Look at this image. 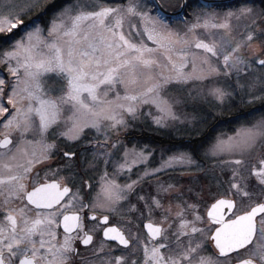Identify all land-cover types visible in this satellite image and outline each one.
Returning <instances> with one entry per match:
<instances>
[{"label": "snow or ice", "instance_id": "obj_1", "mask_svg": "<svg viewBox=\"0 0 264 264\" xmlns=\"http://www.w3.org/2000/svg\"><path fill=\"white\" fill-rule=\"evenodd\" d=\"M221 7L0 0V65L8 73L0 76V264H264V7ZM169 9L184 18L174 21ZM218 32L227 39L216 40ZM189 100L192 113H178ZM145 105L156 109V125L171 122L189 138L215 130L214 110L233 117L232 134L220 133L204 152L230 157L218 164L231 172L225 195L189 188L197 201L189 203L157 179L155 195L130 202L137 185L166 169L201 170L195 148L181 145L149 168L147 146L120 139ZM91 130L82 150L59 152L58 140L78 144ZM54 156L62 161L56 169ZM101 162L98 188L89 177L83 192V177ZM138 166L136 180L117 182ZM206 198L213 202L205 218L198 209ZM156 210L160 220L143 225L146 237L133 230Z\"/></svg>", "mask_w": 264, "mask_h": 264}, {"label": "trees", "instance_id": "obj_2", "mask_svg": "<svg viewBox=\"0 0 264 264\" xmlns=\"http://www.w3.org/2000/svg\"><path fill=\"white\" fill-rule=\"evenodd\" d=\"M57 3H63L64 0H56ZM254 4L259 5V8L264 7V0H256V2H253ZM186 90V89H185ZM173 89L171 90V92ZM259 102H257L258 105ZM204 110H209L207 104L202 105ZM180 104L176 105V110L180 111L181 109ZM216 113V123H215V130H209L207 128L203 129V132L201 134H194L191 138H189L188 134L183 131H173V130H165L162 128H151L147 126L146 124H137L133 126L128 133L124 136L123 142L127 145H130L132 143H141V144H149V146L153 149L155 157H159V154L165 155V154H172L173 152L177 151L178 148H180L181 145H183V148H180V150L184 151H190L192 148L196 149V158L198 160V163L200 164L201 170L197 169H191L192 175L182 177L178 176L179 173L176 171H173V177L167 178L166 181H169V183H173L177 186L181 185L184 181V187H180V192L183 193V199L187 200L189 203H196V199L193 197H190L188 194V189L191 188L193 194L197 192H201L203 189L204 193L212 192L216 190L222 191L225 185L226 179L224 177L220 178V174H225V168L221 169V167L218 166L220 163V159H214L211 156H208L207 158L204 157L205 150L210 146V143L214 140V138L219 135L220 133L225 132H232V122H234L233 117L229 113H223L219 114V110H214ZM180 113H190L186 110H181ZM182 127L180 125H177V127ZM190 127V125H189ZM90 133L88 134V139L81 140L78 143V150H82L83 146L87 145L89 143V139H91ZM163 149V151H162ZM103 166V162L100 163ZM111 170L112 168L109 167ZM135 171H133L132 174H134ZM202 173L201 176H198L196 174ZM96 173L95 171H90L85 175L83 178L84 180L89 181V177H91L90 183L94 182ZM121 181H125L121 179ZM253 182H255L253 180ZM220 185V186H218ZM217 187V188H216ZM153 189L151 190L149 188V185L143 184L136 190V194L132 195V197L138 196V194H142L145 196L151 197ZM175 199V198H174ZM210 199H205V201L200 203L199 212H202L204 207L206 206V203Z\"/></svg>", "mask_w": 264, "mask_h": 264}, {"label": "rangeland", "instance_id": "obj_3", "mask_svg": "<svg viewBox=\"0 0 264 264\" xmlns=\"http://www.w3.org/2000/svg\"><path fill=\"white\" fill-rule=\"evenodd\" d=\"M116 1H119V0H102L103 3L108 4V5H111V6H115L116 4L126 3L127 2V0L126 1H122V2L121 1L116 2ZM68 2L74 3L75 0H68ZM145 2L149 3V5H151V2H148V1H145ZM248 3L250 5H252V6H254L256 8V11L259 12V10H260L259 5H257V4L254 5L253 3H250V2H248ZM239 6H240V4L239 5H235L233 7H239ZM229 8H232V7H225V8L216 9V10L218 12H224V11H227ZM182 18H184V17H182ZM182 18L174 19V21H177V20L182 19ZM242 24H243V22L241 23V26L240 27H237L236 28V30L232 33V35L235 36V35H237L241 31ZM174 26H179V25L178 24H174ZM201 35L205 39L208 38L204 34H201ZM214 38L216 40H218V41H221L222 39L223 40H226L227 39V37H225L224 36V33H222V32L216 33ZM0 76H2L3 78H6V79L8 78V73H7V70H6V66H4V65H0ZM186 91H187V89L185 90V93H186ZM169 95L178 98L180 94L175 89H173L172 92L170 90ZM180 105L183 106V107L180 108L181 110H186L187 109L188 112L192 113V111H193V105H192L191 100L188 101L187 105H185L184 103H180ZM181 110L180 111L176 110V111L178 113H180ZM150 112L152 113V115H148V113H150ZM154 115H158V113L156 112V109L153 106H150V105L142 106V108L140 109V112H138L137 118L135 120H131L129 118L130 119V126H129L128 129H126V130H124L122 132V134L120 136V139L123 141L124 140V136L128 133V131L133 126H135L137 124H140V123L141 124L142 123L143 124H146L147 126L153 128V129L159 127V128L165 129V130H173V131H176V128H174V127L171 126V122H168V126H158V125H156L153 122V116ZM237 126L238 125L236 124L235 121L232 122V127H233L232 131H234L235 127H237ZM182 127H180V128H182ZM89 133H90L91 137L95 136V130H91ZM225 133H227L229 135L232 134V132H225ZM214 140H215V138H214ZM214 140L212 142H214ZM57 144H58L59 147H61V146L64 147V149H62V150H67L70 147L75 148V145H77V144H73L72 142H68V141L61 142L60 140L57 141ZM133 145H136L138 147V149L139 148H144L145 146H147L148 151L153 153V155L150 157V163L148 164V167L149 168L159 167L160 166V163H161V160L162 159H167V157L169 155H171V154H165V155L162 156L161 153H160L159 154V157L156 158L155 155H154V151L149 146V144H141V143L139 144V143H136L135 142V143H132L130 145H127V147L131 148ZM120 152L121 153L123 152V148L120 149ZM219 158H222L220 160H227L230 157H228L227 155H224V156L216 157L214 159H219ZM224 168H225V171L226 172L223 175L220 174V176H221L220 178H222V177H224L225 179L227 178L226 179V181H227L230 178V176H231V172H230V170L226 166ZM103 170H104V164H103V166L101 165V167L99 166V171L98 172L95 171V173H96L95 178L96 179L94 180L93 184L96 185L97 188H98V182H99L100 174L103 172ZM133 171H135L134 174H132ZM133 171L131 173L124 172L123 174L117 176L116 177L117 182L120 183L121 185H123V184H126V183H130L133 180H136L137 177H138V175H140L144 171V167H139L138 166V167L134 168ZM173 171H176L177 173H179L178 176H182V177H186V176L188 177V176L192 175V173H191L192 170L191 169L190 170L189 169H182L180 167H176L174 169L173 168H169V169H166V170L160 172L157 176L152 177L150 180H145L142 184L137 185V188H139L141 185H143L145 183V184H147V186L149 185V188L151 190L153 189L152 194L150 196L155 195L156 194V192H155V181L157 179H159L161 182H163L165 184L169 183V181H166V180H167V178L173 177V174H169L170 172L173 173ZM111 172H112V169L111 170L109 169V173H111ZM197 173L198 174H196V175H198V176H201L202 175V173H199V172H197ZM121 179H123L125 181H121ZM180 187H184V181H183V183H181V185H179V186L176 185V188L178 190H180ZM97 188H94V189L97 190ZM224 188L225 189H223L220 192L219 191L216 192V190L215 191L212 190L211 193L216 194L218 197L221 196V195L223 196L226 193L224 191H227V188H228L227 183H225ZM172 202H173V204H175V203H177L179 201H177V200H175L173 198V201ZM163 203L165 205H167L168 200L167 199H164L163 200ZM201 215H204L205 216V209L203 210V213ZM160 217H161V211L160 210H156L151 217H149L148 214H147L146 219L147 220H153L155 222H159ZM189 218H191V217L189 216ZM205 218H206V216H205ZM208 244H209V242H208ZM208 244H207V247H208ZM213 252H214V249L211 247V253H213ZM207 254H209V253H207Z\"/></svg>", "mask_w": 264, "mask_h": 264}, {"label": "flooded vegetation", "instance_id": "obj_4", "mask_svg": "<svg viewBox=\"0 0 264 264\" xmlns=\"http://www.w3.org/2000/svg\"><path fill=\"white\" fill-rule=\"evenodd\" d=\"M119 1H126V0H119ZM119 1H116V2H119ZM145 1H148V2H151L152 3V0H145ZM252 1L253 2H256V0H248V2H250V3H252ZM258 1V0H257ZM165 2L166 3H172V4H175L176 2H177V0H165ZM190 2L191 3H193V4H196V3H204L202 0H190ZM241 2H242V0H224V1H222V2H220V3H215L214 5H221L222 7L221 8H225V7H233V6H235V5H239V4H241ZM254 5H256L255 3H254ZM221 8H218V9H221ZM188 11H190V9L188 10ZM168 12L169 13H173V10L172 9H169L168 10ZM175 13L176 14H174V16H172L173 17V20L174 19H177V18H182V17H184V12H182V11H179V9H177L176 11H175ZM62 149H64V147H59L58 146V150H59V152L62 154V152L63 151H66V150H62ZM66 149V148H65ZM75 149L76 150H78V144L77 145H75ZM61 164H62V161H61V158H60V156H54L53 157V159H52V161H51V164H50V166H51V168L52 169H56V168H58V167H60L61 166ZM45 170H47V169H45ZM43 174H44V172L43 171H41V176H43ZM61 175H66V173H64V172H62L61 173ZM78 180L80 179L79 177L77 178ZM86 181V183L84 184V188H83V192H88V180H85ZM91 184H93V182H91ZM77 186H79V185H77ZM73 191H75V188H73ZM95 189L93 188L92 189V194H95ZM224 192H226V191H224ZM226 194V193H225ZM139 195H142V194H138V196ZM222 196V195H221ZM130 202L131 203H137V198L136 197H130ZM213 201L212 200H210L209 202H207L206 203V207H204V209H205V216H206V210H207V208L210 206V204L212 203ZM128 206L129 205H127V204H125V209H127L128 208ZM138 207H140V208H143V202H140L139 203V205H138ZM203 209V210H204ZM203 210H202V212H199V213H203ZM198 211H199V209H198ZM146 216H147V213H146V211L144 212V215H143V218H141V219H138V220H136V223H138L139 224V229H133L134 231H140V232H142L144 235H145V237H146V231L144 230V228H143V224H144V222H146V221H149V220H147L146 219ZM135 217H140V213L139 212H137V213H135L134 214V218ZM120 221L117 219V220H113V223H119ZM61 231H62V229H61ZM101 237H97V242L99 241V239H100ZM81 250L83 251V246H81ZM206 253H209V254H211V242H209V244H208V247L206 248ZM116 255H120L121 253L120 252H116L115 253Z\"/></svg>", "mask_w": 264, "mask_h": 264}, {"label": "water", "instance_id": "obj_5", "mask_svg": "<svg viewBox=\"0 0 264 264\" xmlns=\"http://www.w3.org/2000/svg\"><path fill=\"white\" fill-rule=\"evenodd\" d=\"M204 3H210V4H215V3H220V2H222V1H224V0H202ZM227 1V0H226ZM174 14H176V13H169V15H172V16H174ZM210 207V206H209ZM206 212H207V210H206ZM147 222H149V221H146V222H144V224L145 223H147ZM143 224V225H144ZM144 228V227H143ZM145 231H146V233H147V230L146 229H144Z\"/></svg>", "mask_w": 264, "mask_h": 264}]
</instances>
